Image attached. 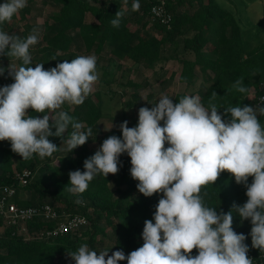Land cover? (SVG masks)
Returning a JSON list of instances; mask_svg holds the SVG:
<instances>
[{
	"label": "trees",
	"instance_id": "trees-1",
	"mask_svg": "<svg viewBox=\"0 0 264 264\" xmlns=\"http://www.w3.org/2000/svg\"><path fill=\"white\" fill-rule=\"evenodd\" d=\"M251 1L230 0L231 6L226 7L218 0H139V8L134 10V0H44L52 3L56 11L43 25L32 26L27 22L35 0H28L27 7L10 22L0 24V30L26 38L37 29L39 39L30 48V66L43 64L45 70L56 67L64 57L74 59L99 54L101 60L106 49L111 56L109 64L116 58L155 69L176 62L178 70L172 74L170 82L178 76V82L186 85L187 91L177 93L173 103H178L185 95H198L205 107L211 100L219 108L222 118L229 120L230 114L225 115L224 108L255 106L264 96V0ZM256 3H260L259 11L263 17L257 21L252 17L253 24L244 26L243 9ZM155 5H163L165 19L154 16L152 9ZM119 10L124 15L117 28L112 26L111 20ZM251 15L255 16V13ZM14 22L24 23L26 29L13 28ZM14 60L6 55L0 56V63ZM21 63L19 61V66ZM4 69V74L0 75V87L14 82L9 71ZM96 69L102 71L100 84L110 88L116 81L110 66L96 63ZM241 77L248 88L247 93H239L232 87ZM126 86L142 87L133 82ZM213 92L217 94L214 98ZM101 99L100 91H96L82 105L63 106V110L83 124L84 130L88 127L93 130L88 141L71 153L64 143L67 133L48 138L58 150L45 158L34 154L30 159H22L11 150L10 142L0 141V187L2 191L16 189L12 197L4 193L7 204L40 211L49 205L60 218L79 215L88 220V226L77 233L51 238L46 233L54 228L55 221L43 215L33 221L8 224L0 213V264H75L67 252L76 251L84 243L97 252L109 250V255L122 250L125 256L142 246L144 222H154L162 194L145 197L138 191L139 182L130 175L131 161L127 153L119 157L117 174L107 177L98 174L87 190L78 196L68 191L71 171L83 172L85 159L93 156L109 136L122 139L121 129L107 133L101 131L99 122L104 116ZM139 101L136 94L122 104L126 109L124 120L130 122V128L137 126L141 107L151 109L155 104ZM29 111L33 116L43 115ZM258 119L264 126V116ZM71 131L69 127L68 133ZM92 143L96 147H92ZM168 146L166 143L165 147ZM25 170L31 172V178L22 185L19 175ZM116 180H121L123 185H117ZM251 182L252 177H249L248 183ZM202 192L208 194L205 197L207 206L217 207L218 213L232 211L233 230L246 236L249 251L258 263L264 262V253L252 247L250 220L242 221L233 210V204L242 206L247 201L246 188L238 185L228 172H223L215 184L208 185ZM196 254L194 249L192 255ZM119 264H127V260Z\"/></svg>",
	"mask_w": 264,
	"mask_h": 264
},
{
	"label": "clouds",
	"instance_id": "clouds-1",
	"mask_svg": "<svg viewBox=\"0 0 264 264\" xmlns=\"http://www.w3.org/2000/svg\"><path fill=\"white\" fill-rule=\"evenodd\" d=\"M25 7L27 0H4L0 24L10 22ZM132 7L138 9L139 0ZM123 15L117 11L111 20L113 27L120 26ZM38 39L37 29L26 38L0 30V56L22 62L19 67L9 64L14 82L0 87V141L10 142L11 150L22 159L34 154L51 157L58 147L48 138L65 133L66 150L71 153L93 132L91 127L84 130L63 106L82 105L93 92L99 79L96 57L77 56L48 70L43 64L32 67L30 48ZM4 71L0 67V75ZM232 87L239 93L248 92L243 77ZM216 95L212 93L213 98ZM29 110L43 115H30ZM218 110L211 100L205 107L198 95H185L178 103L162 95L151 109H139L137 126L130 128L127 121L122 122V139L115 135L105 139L85 159L83 172L69 173L68 191L78 196L98 174H117L119 157L127 153L138 191L145 197L162 194L154 222H144L142 246L125 256L122 250L109 255V250L97 252L84 243L67 252L75 264L124 260L127 264H253L246 236L233 230L232 211L218 213L217 207L205 203L208 194L202 190L215 184L223 172L246 188L247 201L242 206L233 204V210L242 221L250 220L252 247L264 253V126L258 119L264 116V97L255 106L224 108L229 120ZM194 249L198 254L192 255Z\"/></svg>",
	"mask_w": 264,
	"mask_h": 264
},
{
	"label": "rangeland",
	"instance_id": "rangeland-1",
	"mask_svg": "<svg viewBox=\"0 0 264 264\" xmlns=\"http://www.w3.org/2000/svg\"><path fill=\"white\" fill-rule=\"evenodd\" d=\"M3 2L4 0H2V3ZM218 2L226 7L231 6L230 0H218ZM259 5L260 3H256V5L243 9L244 14L242 16V22L244 26L252 25L253 18L257 21V19L263 17L259 11ZM55 11L56 9L52 3H45L44 0H35L33 4V12L28 17L27 23L32 26H41L45 20H47V17ZM253 13H255V16L251 15ZM12 27L21 30L24 28L26 29L24 23L21 24L19 22H14ZM90 55H94L96 57V63H99L102 66L109 65L116 79L110 88L102 86L98 79V82L94 85L92 92L93 94H95L96 91H100L101 93L104 116L99 122V127L103 133H107L114 129H120V125L125 121L123 115L124 111H126L122 104L131 99L132 96L138 94L140 97L139 102L143 104L145 101L157 103L162 95H167L173 99L177 93H185L187 91V86L178 82V76L170 82V80H172V74L178 70L176 62H169L164 65H159L155 69H148L144 64L134 65L131 61H120L116 58H113L112 62L109 64L108 60L111 56L107 49L103 52V58H101V60H99L101 57L99 54ZM64 60L71 61L72 58L64 57L63 61ZM9 64L19 67V61L17 60L0 63V67L6 68L9 71ZM98 74L99 77H101L102 71H98ZM197 74H200L199 68L197 70ZM128 82H133L142 87H127L126 84ZM199 85H197V89L199 88ZM129 126H131L130 122H128V127ZM92 147H96V144L92 143ZM116 184L122 186L123 182L121 180H116ZM113 189L115 190L114 185Z\"/></svg>",
	"mask_w": 264,
	"mask_h": 264
},
{
	"label": "built area",
	"instance_id": "built-area-1",
	"mask_svg": "<svg viewBox=\"0 0 264 264\" xmlns=\"http://www.w3.org/2000/svg\"><path fill=\"white\" fill-rule=\"evenodd\" d=\"M152 13L157 19H165V10L163 5H155L152 9ZM30 178L31 172L28 170H25L22 174L19 175V180L22 185L27 184ZM4 193H7L12 197L16 193V189L10 188L9 190L5 189L2 191V188L0 187V213L8 221V224H16L18 221H33L37 219L38 216L43 215L47 219L55 221L54 228L46 233V236L51 238L60 235L77 233L81 229L86 228L88 226V220L85 217L79 215H68L65 218H60V215L55 212L49 205L44 206L43 208H41L42 211H40L34 208H19L13 203L7 204L6 197H4ZM248 256L253 259V264H264V262L258 263L256 261L257 259L254 258V255L250 251H248Z\"/></svg>",
	"mask_w": 264,
	"mask_h": 264
}]
</instances>
